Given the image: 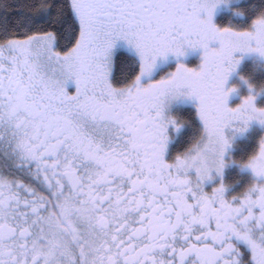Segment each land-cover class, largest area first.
I'll return each instance as SVG.
<instances>
[{"label": "snow or ice", "instance_id": "1", "mask_svg": "<svg viewBox=\"0 0 264 264\" xmlns=\"http://www.w3.org/2000/svg\"><path fill=\"white\" fill-rule=\"evenodd\" d=\"M66 7L74 40L67 50L42 28L5 29L0 40V144L28 178L0 174V264H184L190 255L198 264H247L241 242L251 264H264V232L254 239L249 227L264 229V184L233 197L236 204L222 185L203 190L223 164L225 127L264 124L253 96L229 108L232 89H224L238 63L233 53L264 43V13L252 30H237L217 29L211 10L202 19L201 0ZM118 41L138 57L123 82L113 73ZM185 46L203 49L199 71L179 64L170 77L141 84L158 56L183 55ZM178 95L198 101L202 130L168 161L163 110ZM260 157L264 140L250 157L254 172L264 169Z\"/></svg>", "mask_w": 264, "mask_h": 264}, {"label": "trees", "instance_id": "2", "mask_svg": "<svg viewBox=\"0 0 264 264\" xmlns=\"http://www.w3.org/2000/svg\"><path fill=\"white\" fill-rule=\"evenodd\" d=\"M68 2L69 0H0V40L5 38V29L11 34L12 32L21 33L27 29L42 28L56 31L60 37V47L67 50L68 47H71V43H74L69 28L71 17L66 7ZM232 7L233 10H243V16L235 15L233 10L230 13L222 12L217 18V24L222 29L229 27L237 30H250L253 20L260 13H264V0H244ZM137 64L136 59L133 57L125 53L117 54L114 59L113 72L116 81L123 82L130 79ZM125 65H129V69L127 73H122L121 69ZM241 74L256 93L264 95L263 69H258L250 62H245L241 67ZM263 103L264 98L260 100L259 106ZM175 116L185 127V131L178 140V150L176 151L181 153L196 136L200 135L201 129L192 110H178ZM255 136L254 133V138ZM245 145L244 141L240 142L236 155L244 151ZM247 158L249 159V155L245 151L244 155L241 158H236V160L246 162ZM0 159H3L1 154Z\"/></svg>", "mask_w": 264, "mask_h": 264}, {"label": "flooded vegetation", "instance_id": "3", "mask_svg": "<svg viewBox=\"0 0 264 264\" xmlns=\"http://www.w3.org/2000/svg\"><path fill=\"white\" fill-rule=\"evenodd\" d=\"M220 15L221 14H219L217 16V18ZM217 18L215 20V24L218 28H221L217 24ZM123 44H124V42L121 41V45L118 46L117 49L129 48V47H124ZM119 53L127 54L124 51L117 52V54H119ZM127 55H129V54H127ZM129 56L138 60V58L132 52H131V55H129ZM200 61H201V59L199 57H197V60L193 63L192 69L194 71L197 70L199 66H201L202 62H200ZM162 64L166 65V68L162 71L163 74L161 77L168 78L169 73H173L176 70L177 66L179 64H182V63L180 62V60L168 59L165 63H162ZM169 65H171L172 67H169ZM113 72H114V70H113ZM71 83L72 82L68 83V87H69L71 92H74L75 91L74 84L72 83L73 84V86H72ZM263 98H264L263 94L259 95V100L256 102V106L258 108H264V103L261 106H259V102ZM192 99H195V98L192 97ZM165 102H167V103H165L164 110H163V114H164L165 119H167L169 117H176L175 114H176V111H178V110L189 109V110H192L194 112V115H195V118L198 122V125H199L200 129L202 130V124L199 121L198 116H197V108L195 106H192V105H198V101L196 99L194 100L193 104L190 103L191 105H188V104L185 105L184 104V105H181L177 108L172 106L173 105L172 100H165ZM170 102H171V105H169ZM184 131H185V127L183 124V130L177 136L174 129L172 128V126L171 125L168 126L167 135L169 137V141L166 144V151H165V159L166 160L171 161L178 154L176 152L178 150V140ZM230 133H231V128L225 127L224 134H225L226 138L228 137V134H230ZM254 133L256 134L255 138H254ZM262 138H264V131L259 130V129H251L250 128L247 131V134H245L241 137H237L235 140L231 141L229 146H228V150H227L228 153H227L226 157H223L226 167L223 168V172H222L221 176L215 175L214 171L210 172V173H213L212 175L209 173L210 179H207L203 182L204 192L211 193L214 188H216L217 186H219L223 183L225 185L224 199L228 200V201H232L233 204H236L239 202V199L233 200V197L239 198L253 184H256V185L264 184V177H255L251 173L250 169L247 171V170H244L245 168H243V171H240L239 168L242 169L241 165L244 164L245 162H239L236 160V158H241L244 155L245 151L248 152L249 158L251 156L255 155L256 151L259 148V141ZM242 141H244V143L246 144L244 147V151L242 153H239L236 155V152L238 150V145ZM0 154L3 157V159H0V174L7 175L10 178H22L25 180L28 179L26 176H24L22 173H20V171H22V170L15 169L13 167L14 164H12V162L15 163V158L9 153L8 149L6 147H4L3 144H0ZM247 160H248V158H247ZM189 175L194 176V172L190 171ZM254 212L258 213V209H255ZM249 227L252 228V234H253L254 239L258 238L260 236L261 232H264V229H260V228L255 227L254 221L250 222ZM233 242L235 243V240H233ZM236 246L244 253L242 260L246 261L247 264H251V261L249 259L250 252H249L247 246L242 242L238 243ZM184 264H198V261H196V258L194 255H190L189 257H187L185 259Z\"/></svg>", "mask_w": 264, "mask_h": 264}, {"label": "rangeland", "instance_id": "4", "mask_svg": "<svg viewBox=\"0 0 264 264\" xmlns=\"http://www.w3.org/2000/svg\"><path fill=\"white\" fill-rule=\"evenodd\" d=\"M241 1H244V0H227V2H221V3L217 4V6L213 9L212 23L216 26L215 20H216L217 16L219 14H221L222 12L230 13V11L233 10L232 6L241 2ZM201 18L202 19L205 18L203 13H201ZM217 29H222V28L217 27ZM250 30H252V28ZM120 45H121V41H118L117 47ZM123 46L129 47L125 43L123 44ZM209 47L210 48H218L219 42L211 41L209 43ZM182 51H183V55H178V54L169 52V53H166L164 56H158L154 62L152 70L141 76V84L146 86L149 83L155 82V81L163 78V77H161L163 74L162 71L166 68V65H164L162 63H165L168 59L180 60V62L185 67L191 68V69L193 68V63L197 60V57H199L201 59L200 62L203 61V49L191 48V47L185 46L182 49ZM131 52L136 56V54L133 50H131ZM233 58L237 59L238 63H237L236 68L228 74L227 79L224 83V89L226 91L228 89H232V91H230L228 96H227L226 105L229 108H234V107L240 105L243 102L244 98L251 95L254 98L253 99V105L256 108H258L256 106V102L259 100L260 93H256L253 90V88L250 86V84L246 80V78L241 74V67L245 62H250L255 67H257L258 69H263V72H264V59H260V58L256 57L255 54H253V53H241V52L233 53ZM136 62L138 63V60H136ZM169 67H172V66L169 65ZM199 69H200V66L195 71H199ZM170 75H171V73H169L168 77H170ZM71 85L73 86L72 83H71ZM67 91L69 93H72L70 91L68 85H67ZM166 100H172V102H173L172 106L177 108V107L184 105V104L185 105H187V104L191 105L194 103L195 99H192L186 95H178V96L166 99ZM165 103H167V102H165ZM169 105H171V102L169 103ZM192 106H195L196 108L198 107V105H192ZM235 127H236L235 123L233 125L227 127V128H231V133L228 134V137H227L230 142L235 140L237 137H241V136L247 134V131L250 128L251 129H259V130L264 131V124H261L260 122H258L256 120L249 121L248 125L245 128V130L243 131V133H237L235 131ZM227 150H228V147L225 150L224 157H226V155L228 153ZM12 164H14V163L12 162ZM225 167H226V165H224V168ZM239 170L243 171V168L242 169L239 168ZM244 170L248 171L249 169L245 168ZM213 171L215 172V170H213ZM213 171H211V172H213ZM222 172H223V169H222L220 174H217L216 172L214 174L221 176ZM210 174L212 175L213 173H210Z\"/></svg>", "mask_w": 264, "mask_h": 264}, {"label": "clouds", "instance_id": "5", "mask_svg": "<svg viewBox=\"0 0 264 264\" xmlns=\"http://www.w3.org/2000/svg\"><path fill=\"white\" fill-rule=\"evenodd\" d=\"M221 2H227V0H201V8H200V15L201 13L204 14V17L205 19L207 18V15H208V11L211 10L212 14H213V9L217 6V4L221 3ZM234 14L237 15V16H243V10L241 9H234ZM256 19V18H255ZM262 19H264V17H262ZM211 24L212 23V18H211ZM255 30V29H253ZM251 47L255 48L256 51H250V52H244V53H253L255 54L256 57L260 58V59H264V43H261V44H257L255 42H253V44L251 45ZM120 51H124L126 52L127 54L131 55V49L129 48H123V49H116L113 53H112V60H113V70H114V59H115V56L117 54V52H120ZM226 66L227 65V62H226ZM237 66V63H235L234 67H231L230 68V72H232ZM129 69V65H125L121 71L122 73H127ZM236 127H235V131L237 133H243V131L245 130V128L247 127L248 123L245 124L243 121H240V122H236ZM171 125L172 128L174 129L176 135L178 136L179 133L183 130V124L181 121L177 120L175 117H169V123H168V126ZM167 134V133H166ZM168 136V135H167ZM225 136V134H224ZM226 138V137H225ZM227 141H228V144L226 146H224V150H223V155H222V161H223V164L222 166L220 167V172L219 174L221 173L222 169L224 168V165H225V162H224V154H225V150L226 148L229 146V139L226 138ZM264 140V138H262L260 141H259V144L260 142ZM169 141V137L166 141V144L168 143ZM257 156H259V148L258 150L256 151L255 153ZM252 157V156H251ZM260 159H264V157H260ZM256 163V161H251L250 158L244 163L241 165V168H246V169H250L251 173L255 176V177H258L256 173L258 172H264V169H261L260 167H257L256 171L254 172L253 171V168H252V164ZM260 177H264V175L260 176ZM223 186V188L225 189V185L222 183L221 184ZM239 259L242 260V256L239 257Z\"/></svg>", "mask_w": 264, "mask_h": 264}]
</instances>
